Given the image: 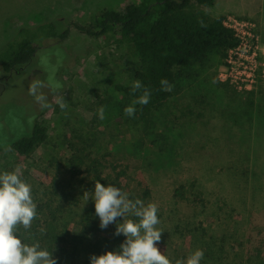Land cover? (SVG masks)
I'll list each match as a JSON object with an SVG mask.
<instances>
[{
	"label": "rangeland",
	"instance_id": "374dc122",
	"mask_svg": "<svg viewBox=\"0 0 264 264\" xmlns=\"http://www.w3.org/2000/svg\"><path fill=\"white\" fill-rule=\"evenodd\" d=\"M139 1L0 0V51L21 26L49 20L62 28L71 21L88 24L103 9L123 10ZM192 8L210 19L233 16L255 24L259 78L251 88L222 75L239 53L212 50L202 61L175 68L172 96L158 109L145 112L135 105L134 117H128L124 108L133 99L117 86L136 81L138 63L113 34L90 37L75 27L66 41L53 43L55 52L40 48L19 72L5 74L0 64V173L18 171L31 185L38 220L48 205L57 210L60 228L71 232L73 242L64 264H90V256L118 251L125 240L114 235L115 224L99 227L92 176H73L67 166L70 140L107 173L124 169L128 187L122 191L158 206L163 233L156 246L172 264L196 249L204 251L201 264H264V0H215L209 7L193 2ZM36 79L45 84L49 108L42 110L29 95ZM61 99L67 103L63 110ZM100 106L104 120L97 115ZM34 119L47 140L28 155L10 149L30 134ZM182 185L184 198L176 195ZM187 221L204 231L189 238L174 232L176 223Z\"/></svg>",
	"mask_w": 264,
	"mask_h": 264
},
{
	"label": "trees",
	"instance_id": "16d2710c",
	"mask_svg": "<svg viewBox=\"0 0 264 264\" xmlns=\"http://www.w3.org/2000/svg\"><path fill=\"white\" fill-rule=\"evenodd\" d=\"M193 2L209 7L215 0H141L127 4L123 10L103 9L95 16L93 22L88 24L71 21L67 27L62 28L58 21L49 20L35 26H21L0 51L2 70L8 75L19 72L35 59L40 48L49 46L55 52L58 46L53 43L66 41L71 34V27L90 37L111 33L115 36V42L123 46L138 63L135 79L151 92L150 102L147 105H139L140 109L145 112L154 111L172 96V91L161 90L160 81L166 79L173 86L176 67L191 66L202 61L212 50L233 49L240 43L235 31L226 26L222 18H208L204 13L192 8ZM201 22L204 26H201ZM131 86L132 84L118 85L117 89L134 100L143 90L133 94ZM47 137L45 127L38 119H34L30 134L14 141L10 149L28 155L38 144L47 140ZM69 142L70 155L67 157V166L73 176L90 174L93 183L100 181L105 186L110 184L121 190L128 187L124 169L116 171L114 168V171L107 173V167L102 162L97 159L87 160L83 150L77 147L74 141ZM184 191L185 186L182 185L176 190V195L184 198ZM144 193L150 192L146 189ZM128 194L133 200L144 199V196L136 193ZM199 194L195 193V199ZM47 207L49 211L35 221L27 231L28 235L25 230L17 235L22 237L24 243L38 241L42 249L50 252L54 250L57 264H64L68 248L73 245L69 237L71 232L60 228V215L57 210L50 205ZM44 209L43 205L40 211ZM189 223L190 221L176 223L174 232L189 238L199 229L204 231L202 226L191 227ZM40 228L45 229L44 234L40 233ZM75 255L73 253V256Z\"/></svg>",
	"mask_w": 264,
	"mask_h": 264
},
{
	"label": "clouds",
	"instance_id": "9594fccd",
	"mask_svg": "<svg viewBox=\"0 0 264 264\" xmlns=\"http://www.w3.org/2000/svg\"><path fill=\"white\" fill-rule=\"evenodd\" d=\"M201 26L203 22H201ZM163 91H171L172 85L166 79L160 81ZM43 81L33 80L28 87L29 95L40 105L41 109L49 108L47 96L41 91ZM132 104L124 108V114L134 117L135 105H147L151 92L139 80L133 81L131 92L140 90ZM61 110L67 107L66 101H58ZM105 106L97 109L100 120H104ZM88 199L87 193H84ZM95 202V214L99 217V227L106 229L115 224L114 235H123L125 240L118 251H107L102 255L90 256V264H172L169 258L158 250L156 244L161 240L163 230L158 227V206L139 198L133 200L129 194L113 185L95 182L91 197ZM135 217L136 219H132ZM38 218L37 204L31 194V185L24 181L18 171L0 173V264H57L53 251L42 249L38 241L24 243L16 234L19 227L27 232ZM118 218H122L118 221ZM41 234L44 228L39 229ZM204 251L196 249L188 258L176 259L175 264H201Z\"/></svg>",
	"mask_w": 264,
	"mask_h": 264
},
{
	"label": "built area",
	"instance_id": "2783aa9c",
	"mask_svg": "<svg viewBox=\"0 0 264 264\" xmlns=\"http://www.w3.org/2000/svg\"><path fill=\"white\" fill-rule=\"evenodd\" d=\"M224 24L235 31L240 43L231 49L234 53H239V56L236 59H229V64L224 67L222 75L238 87L249 89L259 78L256 47L253 43L255 24L250 19L233 16L224 20Z\"/></svg>",
	"mask_w": 264,
	"mask_h": 264
}]
</instances>
